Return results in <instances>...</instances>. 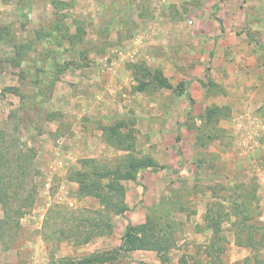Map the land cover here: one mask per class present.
<instances>
[{
  "label": "rangeland",
  "instance_id": "1",
  "mask_svg": "<svg viewBox=\"0 0 264 264\" xmlns=\"http://www.w3.org/2000/svg\"><path fill=\"white\" fill-rule=\"evenodd\" d=\"M247 1L0 0V73L17 74L20 95L13 109L11 96L1 93L7 173L20 165L25 189L32 191L20 228L0 244V264H76L116 249L94 252L78 242L112 235L115 211H133L130 188L138 179H123L132 159L167 168L138 173L145 184V221L133 226L150 218L154 238L170 246V259H179L182 246L209 256L210 240L201 235L212 238L205 222L209 208L212 220L220 221L222 240L215 237L213 246L219 255L210 261L198 256L193 263L194 257L184 258L186 264H242L249 254H240L235 236L244 241L248 232L264 243V176L256 175L264 173V97L257 96L264 94V10L255 0L244 7ZM16 47L23 58L18 64L12 62ZM115 63L119 101L113 114L75 119L52 110L54 104L67 107L69 94L73 99L88 92L86 84L95 90L89 106L100 108L103 91L111 89L110 81L100 86L102 76L113 74ZM196 77L198 90L188 83ZM199 91L210 102L189 104ZM180 98L191 108L186 123L177 121L174 140L167 108L174 102L179 108ZM137 105L138 113L132 108ZM254 141L257 159L248 158ZM215 169L220 178L210 177ZM125 213L120 219L126 228ZM59 230L72 238L63 240ZM260 255L264 259V248ZM127 257L111 264H131Z\"/></svg>",
  "mask_w": 264,
  "mask_h": 264
},
{
  "label": "trees",
  "instance_id": "2",
  "mask_svg": "<svg viewBox=\"0 0 264 264\" xmlns=\"http://www.w3.org/2000/svg\"><path fill=\"white\" fill-rule=\"evenodd\" d=\"M219 21V20H218ZM220 22V21H219ZM22 58V50H20V47L15 48V57L12 59V62L15 64H18L17 62L21 61ZM201 85H204L203 82H200ZM19 88L14 87H6L3 89V93H17L18 94ZM19 95V94H18ZM20 96V95H19ZM189 104L192 105L193 100L188 97ZM177 142L179 141V138H176ZM5 142V136L4 132L0 130V206L2 209V218L0 219V244H4V239L6 236H8L11 230L19 229L20 227V220L25 215V212L28 208L32 205V198L31 194L32 191L27 192L25 189L26 186L24 185V179H25V170H20V165H16L19 170H16V173H7V170L10 167V161H8V154L6 153V148H3ZM181 152V151H180ZM21 156V155H20ZM19 156V158H21ZM23 160L29 159V156L22 155ZM128 170L125 172V175L123 176V179L126 180H132L135 181L137 179V175L141 170L150 169L153 171L157 170H167L165 166H159L152 162L151 160H137L132 159L130 160L129 164L127 165ZM170 169V168H169ZM171 170V169H170ZM172 171V170H171ZM81 176H85V174H81ZM104 176H107L105 174ZM81 183V182H80ZM87 185L85 186V188ZM108 189H112L111 186H107ZM83 189V188H82ZM122 191V189L120 188ZM98 198H101L100 196H97ZM103 205L107 208H109V202H105L104 199H102ZM245 206L248 205V202L244 204ZM235 207V206H234ZM127 208L125 206H122V208L117 209L115 214L118 216H123V213ZM114 212V210H112ZM208 215L205 217V222L209 223L207 225V229L212 230V238H210V252L208 254H213V257L216 258L218 256H215L216 253H219V251H216L213 249V246L215 244V237L222 240L220 238V221H214L211 217V208L208 210ZM218 215L220 216L219 212ZM151 219L149 218V221ZM146 221V223L133 226L130 223L127 224L124 234L121 238V244L111 252H108L106 254H99L96 253L95 255H91L85 259H82L78 261L76 264H111L115 262L121 255L128 254L129 252L134 251H153L157 254V256L160 258V261L162 263H169L170 257H169V244H162V240H158V236H154L155 233L153 231V228L150 224V222ZM245 223V222H242ZM60 234L65 239L72 238L71 235L65 234L61 230H59ZM68 232V231H67ZM97 235H105V233H97ZM106 235H110L106 234ZM254 235L251 232H248V235L246 236V239L243 241L239 238V236H235V244L237 247H243L248 249L249 251V257L245 258L244 262L242 264H264V259H262L260 253L262 252L264 248V243L262 242H256L253 240ZM62 240V239H61ZM79 241V240H75ZM90 241V238L85 237L82 241L80 240L79 244H86ZM166 242V241H165ZM74 264L70 261L65 262V260H61L57 264ZM187 262L184 260V258H181L179 261V264H186Z\"/></svg>",
  "mask_w": 264,
  "mask_h": 264
},
{
  "label": "crops",
  "instance_id": "3",
  "mask_svg": "<svg viewBox=\"0 0 264 264\" xmlns=\"http://www.w3.org/2000/svg\"><path fill=\"white\" fill-rule=\"evenodd\" d=\"M256 5H258V7L260 8V11H262L261 9L264 10V0H255ZM251 3H253L252 0L250 1H247L245 4H244V7H246V5H251ZM254 4V3H253ZM250 8H247V10H245L246 12V16L250 19V20H253V14L251 12H249ZM262 16V14H261ZM256 24V23H255ZM262 25V23H259ZM236 25V24H234ZM251 27H253L252 24H250ZM216 26H214L215 28ZM232 26H230L231 28ZM256 27L257 24H256ZM224 28V27H223ZM219 29V27H218ZM234 31H236V27L234 26L233 27ZM259 30V29H258ZM230 31V30H229ZM219 32H216L215 31V38H217V34ZM113 65V63H112ZM116 66V70L113 74H107V75H104L102 76V80H105L104 84H100V86H104V87H107L108 86V83L107 82H111L113 83L114 80L118 77L116 75V72L119 70L120 71V66L119 64L115 63L114 64V67ZM85 77V76H84ZM18 76L17 74H8L6 72L4 73H0V114H1V107L2 105L4 104L5 102V99H4V96L5 98H8V96H11V100L13 101V109L17 107V104L19 103V96L17 93H4L3 95L1 94L3 92V89L6 88V87H14V88H17L19 86V80H18ZM192 80V81H191ZM191 80H188L189 84H190V88L191 89H196L198 90V86L199 85V81L201 80V78L199 77H196V78H192ZM111 89H108L106 88L107 90L106 91H103V94H105V98L103 101V104L101 105L100 108H93L91 106H89V102L91 101V91H95L93 88H89V85L86 84L84 85V89L88 92H84L83 94H80L78 93L76 95V97L74 96L73 99L71 98V94H69L66 99L68 101L67 102V107H64V106H60V105H57V104H54L53 105V109L52 110H59L61 113H65L66 115L69 114V117H72L71 115H74L75 119L77 118H82V117H85V118H90L92 115H95L98 111H100L101 113H106V114H113V111L116 107V104L117 102L119 101L117 96L115 95V89H114V83L111 84ZM201 84V83H200ZM99 86V87H100ZM83 88V87H82ZM82 88H79V89H82ZM108 91V92H107ZM59 93H54V97H58ZM103 94L100 96L101 98L103 97ZM201 95H202V92L199 91L197 93V96L194 98L193 97V101L195 102V105L196 106H201L202 103H206V102H210L208 99L210 98H207V99H203L201 98ZM73 96V95H72ZM260 97H264V94L261 93V95H257ZM61 97V96H60ZM18 100H16V99ZM117 99V100H116ZM53 103H56L57 101L59 103H61V100L59 98H54L51 100ZM126 102H129V101H126ZM133 100L130 102L131 106ZM122 103H125V102H122ZM175 104H172L169 106V108H167V124H171L170 125V129L173 130V139L175 140V137H176V124H177V121L180 123V124H184L186 123V120H187V114H188V111L189 109L191 108V105H189L187 103V100H184L182 98H180L179 100V108L177 107L178 104L177 102H174ZM62 104V103H61ZM120 103H118L119 105ZM63 105V104H62ZM74 105V107H73ZM121 105V104H120ZM205 106V104H204ZM18 108V107H17ZM133 109H135L134 111H136L137 113L139 112V107L138 105L135 106V107H132ZM146 110H148L146 108ZM149 111V110H148ZM147 111V112H148ZM116 113V112H115ZM122 115L124 114L122 111L120 112ZM103 114H101V119L102 120H106V119H109L108 116H102ZM121 115V116H122ZM173 123V124H172ZM173 125V126H172ZM168 128V127H167ZM180 131V136L182 138H184L187 134V129L186 127H182V129L179 130ZM193 134V133H192ZM187 137V136H186ZM185 137V138H186ZM189 138H191V145L193 144V141H192V136H189ZM171 142V140H170ZM257 142V141H254V143ZM256 146L254 148V151L252 152H249V155H248V158L252 157V159L254 158H258V155H260V151H259V148L257 147V143H255ZM262 147V145H261ZM167 151L170 152L169 149H167ZM180 151L182 152L183 150L180 149ZM216 159V158H215ZM218 159V164H220L219 161H221V158L217 157ZM223 159V158H222ZM217 161V160H216ZM215 161V162H216ZM229 165V164H227ZM230 166V165H229ZM215 173H213L212 175H210V177H219L220 178V174L219 172H217V170L215 169L214 170ZM258 175L259 177L263 178L264 176V173H258L256 174ZM138 180L135 181V184H133V186L130 188V192L135 194L136 197L134 198L135 199V203L133 204L135 207L133 208V211L131 213H125L124 214V217H127L128 221L130 224H140V223H143L145 221V212H144V204L143 203H140V201L142 199H144L142 196H143V190H142V187H141V184L144 182L141 181V177H137ZM142 184V186H143ZM145 185V184H144ZM137 203H140L141 205H137ZM2 218V209L0 207V219ZM123 220L120 219V216L119 218H117V220H115V228H114V231H113V234L112 235H99L98 237H95L93 240H90L88 243H86L85 245L86 246H89V250L91 251H96V250H101V249H104V248H108V247H116V246H119L120 243H121V238H122V235L124 234V229H125V226L124 224L122 223ZM201 233H195L194 236H200ZM201 235H207V242L208 243V240H210V234L208 232H205V233H202ZM199 239V238H198ZM188 246H182L181 249L177 250V253H178V258H174L170 260L169 263H162L160 261V258L157 256V254L153 251H134V252H129L127 255L129 256V258L127 257L126 259L127 260H131V264H179V261L181 258H193L190 259L191 262L193 263L194 262V259L198 256H202L203 257H206L208 260L207 261H210L213 259L216 260V258L213 257V254H209V256L207 254H201L203 251L200 252V254H195V252H191L192 250L191 249H187ZM238 248V247H237ZM240 249V254H243V257L247 256L249 254V251H247V249L245 248H239ZM174 253V251H173ZM172 253V255H174ZM233 253L235 254V259H236V252L233 251ZM247 254V255H246ZM219 253H216L215 256H218ZM232 255V254H231ZM171 256V254H170ZM233 256V255H232ZM209 257V258H208ZM238 257V256H237ZM233 261L235 260H231L229 262V264H232ZM187 263H190V261L188 260ZM209 264H212L209 263ZM213 264H219V263H213Z\"/></svg>",
  "mask_w": 264,
  "mask_h": 264
}]
</instances>
